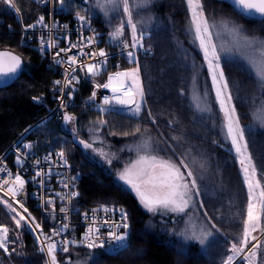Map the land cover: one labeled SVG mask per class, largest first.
<instances>
[{
  "label": "trees",
  "instance_id": "obj_1",
  "mask_svg": "<svg viewBox=\"0 0 264 264\" xmlns=\"http://www.w3.org/2000/svg\"><path fill=\"white\" fill-rule=\"evenodd\" d=\"M93 2V1H92ZM206 16L214 20L229 19L242 26L252 36L264 38V19H250L238 14L228 3L222 0H202ZM22 13L27 19L37 13V10L26 0H17ZM186 0H153L148 2L143 12L152 13L161 20L159 30L143 32L148 46L153 54L140 58V73L145 94V107L141 117H133L110 109L107 114L98 109H91L85 99L91 97L95 87L90 83H80L77 91V105L71 111L81 122L90 123L100 119L107 121L103 131L116 132V137H129L138 144L143 141L149 144L152 154L164 155L160 152L159 143L168 141L180 152H189V161L201 184V200L210 215H214L217 226L224 229L226 223L238 222L242 231V222L246 216L247 190L243 183L235 152L226 143H221L222 134L227 135L223 117L218 118L221 125L219 132L211 127V122L201 119L200 113L191 105L189 93L194 76H201L198 55L184 47L186 42V26L191 27ZM79 7L70 8L71 11ZM137 10H134L136 12ZM10 19V16L6 14ZM92 21L107 36L109 29L99 17ZM218 18V19H216ZM150 35V36H148ZM0 49L10 50L20 55L24 60L25 71L11 86L0 89V156L12 143L30 126L37 123L48 114V107L41 105V99L52 104L51 94L58 73L48 67V61L42 53L26 45L19 33H10L0 26ZM252 55H256L253 53ZM250 55V56H252ZM258 58V56H257ZM193 62L196 63L194 67ZM230 65V88L233 90V102L240 119L252 122V131L246 132L248 148L264 180V121L257 117L259 109L264 106V89L256 86L254 72L248 67L246 59L226 61ZM135 66L136 62L128 66ZM127 68L123 67L122 69ZM105 82V81H103ZM231 82H235L232 84ZM235 85H239L238 89ZM33 97H40L39 101ZM239 97V98H236ZM240 108V109H239ZM151 111L156 123L148 117ZM259 114V113H258ZM171 121V123H169ZM139 126L141 132L136 135L122 136L119 133L129 132ZM147 129V131H145ZM38 146L61 148L69 155L75 171L81 173L80 189L82 199L88 208H98L105 204H116L126 209L131 221V248L123 255L111 254L97 257L101 250L72 248L64 254L63 264L71 259L72 264H215L207 255L200 252V244L196 240L180 242L171 227L180 217L158 218L151 216L139 204L138 199L129 192L114 176L108 174L105 168L97 162L87 159L76 138L70 134L62 123L51 120L40 127L34 135ZM172 137H176L175 140ZM228 138V137H227ZM182 141H180V140ZM228 140H230L228 138ZM184 142L188 150L184 151ZM141 145V144H140ZM223 150V151H222ZM219 151H222L220 155ZM150 153V152H149ZM171 155V152L168 154ZM202 165V167H201ZM264 182V181H263ZM215 204L214 207H211ZM218 208H221L218 210ZM188 210L194 214L196 227L193 231L199 233L207 225V219L199 212ZM181 217H183L181 215ZM150 220L159 221L155 230H149ZM226 221V223L224 222ZM168 227H161V225ZM0 225L7 226L12 236L19 232L20 239L16 241L19 248L10 257L0 250V264H44V257L39 254L30 234L23 228L16 229L11 213L0 199ZM221 232V231H220ZM214 232L220 238L223 234ZM209 238V239H212ZM12 246H10L11 248ZM230 247V246H229ZM115 257V258H113Z\"/></svg>",
  "mask_w": 264,
  "mask_h": 264
},
{
  "label": "snow or ice",
  "instance_id": "obj_2",
  "mask_svg": "<svg viewBox=\"0 0 264 264\" xmlns=\"http://www.w3.org/2000/svg\"><path fill=\"white\" fill-rule=\"evenodd\" d=\"M2 2L15 11H19L15 0H2ZM58 2L61 8H71L72 5L69 0H55ZM88 3L89 0H84ZM149 0H142V3H138L137 0H95L97 7L103 11L104 16L107 17L109 12L119 11L122 9L123 17L126 19L121 20L115 30L109 33L111 41H118L122 45L124 50L142 48L143 33L138 34L137 22L134 20V9L142 6H146ZM188 10L190 13L191 31L194 35L195 41L198 42L199 49L203 52L204 59L208 65V72L212 80V88L215 91V100L219 104L220 112L223 114L224 127L227 129V137L231 140L233 148L237 156L239 157V164L243 174V180L247 187V205L246 216L242 222V231L239 236L230 242L228 252L223 260V264H237V261H242L243 264H264V184L261 183V179H257V168L253 163L251 155L248 153V145L245 141V129L241 127L240 116L237 112L236 105L233 103V90L230 88V78L226 74V69L221 65V57L217 51V46L213 42L212 28L216 27L215 23L210 24L209 19L205 14V7L202 0H186ZM234 10H238V14H256L264 18V0H232ZM76 19L80 22L81 26L88 23L90 17L81 16L79 12L76 14ZM45 17L41 15L36 24L27 25L23 28L24 32L29 29H35L37 25H41L45 28L48 27L44 23ZM221 24L225 28H229L231 33L239 36L246 48L252 50L256 55L245 56L251 70L254 72L256 86L260 89H264V38L255 36H248L243 34V28L241 25L225 19L221 21ZM130 29L131 43L128 40L123 39L125 35V27ZM67 28V25L64 26ZM93 34L87 38L81 39V44L84 47H91L96 42L98 33L92 30ZM49 49L56 48L57 43L54 40L49 39L47 42ZM80 48L79 56H87L90 61L96 60L97 57L103 58L102 60L92 63L79 60L76 55L68 56L67 53L71 52L73 48ZM45 48V42L43 37L40 41V49L43 51ZM61 53L64 54L66 59L61 58ZM258 56V58H257ZM127 57L130 62L135 61L133 51H127ZM108 53L103 50H92L85 52L83 47L79 44L70 43L68 48H60L53 56V60L57 64H66L68 68L65 69V76L63 84L61 81H54L56 89L60 92V106L61 108H67L65 103L64 90L71 89L68 92V99H71L73 83H79L77 76L72 75L76 72V67H79L81 72H85L86 76L95 78L100 75L104 65L107 63ZM22 58L14 53L2 51L0 52V77L14 76L18 72L25 71L22 66ZM70 69V71H69ZM195 79V78H194ZM128 81H131L129 84ZM235 84V82H231ZM238 89L239 85H235ZM97 88L103 87L110 89L112 92L111 97H104L103 104L105 106L120 105L129 107L135 105L133 114L139 116L142 110V102L144 100V89L140 80V68L139 64L131 71L116 72L109 75L107 83L103 85L97 84ZM139 97L140 102L137 101ZM96 93L93 92L90 99L95 100ZM239 98V97H236ZM34 100L39 101L40 97H33ZM197 107H199L197 105ZM105 108H100V112H104ZM204 109L203 111H208ZM148 117L152 119V123L155 124L156 120L152 116L151 111L148 112ZM76 116L68 112L63 114V121L65 125L72 124L76 121ZM107 121L100 119L96 121L97 131L99 127L106 124ZM171 123V121L169 122ZM264 126V125H262ZM147 131V129H145ZM141 132V128L137 126L131 133L123 132L119 133L122 136L136 135ZM110 135H118L116 132H111ZM173 140L176 137H172ZM96 140L91 142L83 139L79 140V143L84 149H91L94 153L108 159L109 153L104 152L103 149H97L93 147ZM103 143V141H100ZM166 147L161 148L159 151L165 153L164 155L152 154L146 152L145 154L138 155L130 165L126 166L120 173H118L119 181H122L124 185L129 186L136 194L141 205L147 212L153 215L173 213L176 215L186 214L193 206L198 205L202 211L203 216L207 219V225L210 227H203L199 233L192 231L189 234V230H185L181 233L187 240H196L201 246H204L209 238L214 236V232L219 233L220 228L217 223L214 222L216 217L210 215L203 200L198 198L201 196V184L198 183V178L194 174L192 163L189 161L188 153L180 152L177 148L165 142ZM26 148H32L31 144L25 145ZM171 155H168V152ZM62 164L67 165V157L63 149L56 154ZM175 157V158H174ZM51 156H46L45 160H50ZM17 163L23 166V160L19 155ZM111 163V160H108ZM39 164V161H37ZM202 167V165H201ZM5 169L0 168V172ZM40 171L36 172V176H41ZM75 177L72 178L75 181ZM42 183V181H41ZM4 195L7 196L11 193L12 197H16L25 189L26 181L20 174H16L13 178L11 172L8 174V179L3 180L0 184V189H3L4 185H9ZM63 187L68 188L69 184L65 182ZM61 200L66 203L62 204L59 208L60 213L63 214V220H69L70 211H75V208L70 207L72 200L79 197L78 191H70L67 193H57ZM9 210L15 215L12 219L15 222L16 229L27 228L30 232L36 234L35 239L38 244V251L46 257L44 264H61L57 258V253H69V245L74 248L84 247L91 252L93 249H104L103 254L97 253V257L101 255H111L116 253L123 255L124 251L131 248V233L129 231V216L126 211L113 206L111 209L107 205H101L100 208L92 209V217L89 219L87 212L83 213L85 220H89V226L86 229L82 239L80 241L63 239L58 241L55 239L62 233L69 230L70 223H63L62 227H53L50 234H45L41 224L38 223L31 213L24 206V204L16 200L14 203L19 204V207L23 209L24 213H27V217L22 215L12 203L4 201ZM45 203L52 208V212L55 213L56 206L51 198ZM103 211L108 214L109 211H119L120 221L117 222L110 218L102 221L97 220L96 213ZM18 217V219H17ZM108 225V232L106 239L100 235L99 224ZM123 229V231H120ZM13 231L7 226L0 225V250L7 256H11L16 252V241L20 239V233L15 232L16 239H10L9 233ZM256 233H259L257 235ZM107 243L108 247L105 248ZM10 246L11 251H10ZM115 258V257H113ZM65 264H72L71 259L67 260ZM78 264V262H77ZM98 264H103V261H98Z\"/></svg>",
  "mask_w": 264,
  "mask_h": 264
},
{
  "label": "built area",
  "instance_id": "obj_3",
  "mask_svg": "<svg viewBox=\"0 0 264 264\" xmlns=\"http://www.w3.org/2000/svg\"><path fill=\"white\" fill-rule=\"evenodd\" d=\"M33 4L37 13L29 16L25 19L21 8L17 4V8L19 11H15L11 8H8L2 0H0V26L5 27L10 33H19L21 39L24 43L34 50L41 52L44 59L48 61V67L54 72L58 73L59 77L57 80L61 81L63 84L65 69L68 68L66 64H57L53 60L54 53L59 51L60 48H68L70 43L79 44L83 47L85 52H89L92 50L103 49L108 53L107 63L104 65V70L106 67L110 68H120L125 66L127 63H130L127 57V51H133L136 57H147L153 54V50L148 46L146 40L143 38L141 41L143 44L142 48L137 49H128L124 50L122 45L118 41H111L104 36V32L100 29L95 23L89 19L88 23L84 26H81L80 22L76 19L77 12L71 11L69 8H61L58 2L55 0H26ZM6 14L10 16V19L6 17ZM80 14V13H79ZM43 15L45 17L44 23L48 25L47 28L37 25L35 29H29L27 32L23 31V28L27 25L36 24L38 18ZM81 16L88 17L87 15L80 14ZM67 25V28L64 26ZM95 30L98 33L96 37V42L91 47H84L81 44V39L87 38L93 34ZM43 37L45 42V48L43 51L40 49V41ZM54 40L57 43L56 48L49 49L47 47L48 40ZM131 43V38H123ZM80 48H73L71 52H68V56L76 55L79 60H83L84 62H92L96 63L103 58L97 57L96 60L90 61L87 56H79ZM61 58L66 59L63 53H61ZM139 59V58H137ZM76 67V72L72 73L79 79V83H73L71 99H68V92L71 89L64 90V99L65 103L68 105L67 108H61L60 106V92L56 89V86L52 87L51 101L52 104L49 105L45 99L40 100L41 105H45L48 107V114L43 117L42 120H45L46 117H51L53 120L63 124V114L68 112L71 114V111L77 105V91L80 83H90L95 86L96 98L95 100H91L90 97L87 98V103L91 105L93 108H111L114 106H105L103 104L104 97H111L112 92L110 89H105L103 87L97 88L96 85H103L104 83L99 82L97 79L86 76L85 72H81L79 67ZM70 71V69H69ZM104 73V72H103ZM103 73H100L102 75ZM56 80V81H57ZM107 83V82H105ZM38 123L30 126L26 129L19 137L12 143V145L7 149V151L0 156V168L5 169V171L0 172V184L3 183V180L8 179L9 172L12 173L13 178L16 174H20L21 177L26 181L25 189L16 197H12L11 193L7 196L4 195V192L7 190L9 185H4L3 189H0V199L3 201H8L12 203L14 207L17 208L18 211L21 212L22 215L27 217V213L23 212V209L19 207V204L14 203V201H21L24 206L31 213V216L35 218V220L41 224V227L45 234H50L53 227L60 228L63 223H70L69 230L62 233L59 237H56L58 241L63 239L68 240H76L80 241L89 226V220H85L83 213L87 212L89 214V219H91L93 213L92 209L88 208L85 205L82 199V193L80 189V178L81 173L79 171H75L73 167V163L69 157V155L64 150L67 157V165L68 167L60 161L59 157L56 155L61 151L62 148L55 147H40L36 139L32 137L35 133L34 127ZM31 144L32 148H26L25 145ZM18 155L21 160H23V166L17 163ZM51 156L50 160H45L46 156ZM39 161V164H37ZM40 171L42 173L41 176H36V172ZM75 177V181L72 178ZM42 181V183H41ZM67 182L69 184L68 188L63 187V184ZM78 191L80 193L79 197L72 200V204L70 207L75 208V211H70L69 220H63V214L60 213L59 208L62 204L66 203L61 200L60 196L57 193L63 194L70 191ZM51 198L56 206L55 213L52 212L51 206L47 205L45 201ZM100 208V207H98ZM111 209L112 207L109 206ZM121 209V208H119ZM123 211H128L122 208ZM97 220L104 219H112L117 222L120 221L119 211L112 212L109 211L108 214H105L103 211H98L96 214ZM129 216V213H128ZM129 231L131 230V221L129 216ZM100 227V235L106 239L108 232V225L99 224ZM120 231H123L121 229ZM27 232L32 237L35 246L38 249V244L35 239L34 233L30 232L27 229ZM107 243L105 244V248H107ZM70 250L73 248L72 245H69ZM84 248V247H81ZM86 249V248H84ZM93 250H101L105 252L104 249H93ZM39 252V251H38ZM63 254L61 252H58ZM57 253V254H58ZM45 259L44 254L40 253ZM116 254V253H113Z\"/></svg>",
  "mask_w": 264,
  "mask_h": 264
},
{
  "label": "rangeland",
  "instance_id": "obj_4",
  "mask_svg": "<svg viewBox=\"0 0 264 264\" xmlns=\"http://www.w3.org/2000/svg\"><path fill=\"white\" fill-rule=\"evenodd\" d=\"M150 1H153V0H149V2ZM102 2H103V0H102ZM137 2L142 3V0H137ZM69 3L72 5L71 8L79 7L82 11V12H80L77 9H75L74 12H79L80 14L87 15V16L91 15L92 17H95V18L99 17L101 19V21L105 24V26L109 29V31H108L109 33L115 30V27L118 26V24L121 22V20L126 19L125 17H123L122 9L119 11H114V12L110 11L109 15L107 17H105L103 11H101L100 8L96 6L95 0H89L88 3H85L84 0H69ZM146 6H142V7H138V8L134 9V10H137L136 12H134V20H135V22H137L138 34L140 33V31H143V32L144 31L145 32L146 31L147 32L154 31V33L156 34L155 30H159L158 27H160V26H158V25H161L162 19L158 18L156 15H154L152 13L143 12L142 9L146 8ZM188 12H189V10H188ZM189 18H190V13H189ZM216 19H218V18H216ZM222 20H225V19L222 18V19L214 20V21L209 19V23L210 24H212V23L216 24V27L212 28L213 42L216 44L217 51L221 57V65L223 67H225L226 74L229 75V78H230L232 76L230 73V70H229L230 65L226 64V61L228 59H230V60H233V59L244 60L245 56H250L253 54V52H252V50L246 48L242 39L239 36L232 34L229 28H225L221 24ZM186 29H187V31H186V42H184V47H187V49L195 52L198 55V59L200 58L198 61L201 64V67L199 69L201 76L200 77L194 76L192 79L191 85H190V93H189L190 102H191L192 107L200 113L201 119L202 120L205 119L207 121H210L212 124L211 127L215 130L216 133L218 131L220 134V137H221V133L219 131V127L221 125L218 122V118L221 116L223 117V114L220 112L219 104L215 100V91L212 88V80H211V76L209 75V72H208V65L204 59L203 52L198 47V42L195 41V39H194V35H193L192 31L190 30L191 27L186 26ZM109 33L107 34V39H110ZM243 34H246L250 37L252 36V32L247 33L245 29H243ZM148 36H150V35H148ZM127 37L131 38V34H130V29H128L126 26L125 27V35L123 38H127ZM137 58H139V59H137ZM135 60H136L135 61L136 64L137 63L140 64V57L135 56ZM130 63H133V62H130ZM193 65L195 67L196 63L193 62ZM135 67H136V65L135 66L131 65L127 68L117 69V70H110L111 69L110 67H106L105 70L103 68V70L101 71V73H103L105 71L104 75L96 76L95 78L97 80H99L100 82H103V81L107 82L109 75L115 74L116 72L131 71ZM248 67L250 68V66H248ZM139 68H140V66H139ZM140 80H141V83L143 86V82L141 79V73H140ZM128 83L130 84L131 81H128ZM144 96H145V94H144ZM137 101L140 102L139 97H137ZM197 105L199 107H197ZM240 105H242V104L240 102H237L236 106L239 107ZM89 107L91 109L100 110L99 108H93L91 105ZM144 107H145V97H144V100L142 102V110H141L139 116H136L133 114L132 110H134L135 105L130 106V108L125 107V106H120V105H114V107H112L110 109H117L121 113H124V114L138 118V117H141V115L143 114ZM110 109H106L102 113L107 114ZM204 109H209V110L203 111ZM258 113H257V117H259V118L261 117L262 121H264V106H262L259 109ZM42 119L43 118H41L37 122L38 124L34 127L35 133H36V131L39 130L40 127L41 128L44 127L45 125H47L48 122L53 120V118H51V117H46L45 120H42ZM90 121H91L90 123H86V122H82V121L80 122L78 119H76V121L74 123L69 124V127L67 129L70 132V134L76 138L77 144L82 147L84 154L87 157V159L90 161H93V162H97L99 165L103 166L105 168V171L108 174H111L112 176H114V178L116 180L119 181L118 173H120L126 166L130 165L135 160H137L138 155L145 154L146 152L151 153V150H148L150 147L149 144H146L143 141H141V143L138 144L137 142H132V140L129 137H116L114 135H110V133L106 132L105 130L103 131V128H102L103 126L99 127V130L97 131L96 122H92V120H90ZM240 124H241V127H243L246 132L252 131V126H253L252 122H244L240 119ZM221 138H223V139H221L219 141L221 143H226L230 147V149H232L235 152V149L233 148L231 140H228L227 135L225 133L222 134ZM81 139L88 141V142L96 140L97 142L93 145V147H95L97 149H103L104 152L109 153L108 159H105L102 156L98 155L97 153H94L91 149H87V150L84 149L83 146L79 143V140H81ZM100 141H103V143H101ZM180 141H182V140H180ZM245 141L247 142L246 135H245ZM165 142H167V144H170L168 141L162 140L161 143H159L160 148L166 147ZM181 143H182L181 144L182 147L184 148V151L188 150L185 143L184 142H181ZM247 145H248V143H247ZM250 145H251V147H250L251 150H249V148L247 150H248V153L252 157L253 163L255 164L253 156H252V143H250ZM61 148L63 149V147H61ZM222 151H219L220 155L222 154ZM169 153H170V151L168 152V154ZM235 157H236V161H237L238 166H239L241 177L243 179L241 166L239 164V157L237 156L236 152H235ZM109 159L111 160V163H108ZM257 179H261V183L264 184V182H263L264 180L262 177H260L258 169H257ZM119 182H121L123 184V186L138 199L135 192L129 186L124 185V183L122 181H119ZM243 183H244V180H243ZM244 185H245V183H244ZM245 188L247 190L246 185H245ZM198 199L201 200V196ZM138 201H139V199H138ZM139 204L144 209V207L141 205L140 202H139ZM105 205L110 206V207L116 206V207L122 209V207H120L119 205H116V204L109 203V204H105ZM214 206H215V204H213L211 207H214ZM219 209H221V208H218V210ZM144 210L146 211V209H144ZM189 210L199 212L200 208L198 205H195ZM8 211L11 213L12 217L15 215V213L11 212L9 210V208H8ZM147 213H149V212H147ZM149 214H151V216L158 217V218L159 217L160 218L173 217V218L177 219L178 217H180V218H178L179 220L175 221L176 223H174L171 227H173L174 236L180 242H182L184 244H186V242L188 240L185 239L183 236H181V233H183L187 229V230H189V234H191L193 229L196 227L194 214H189V213L182 214L183 217H181V215H176L173 213H165V214H157V215H153L152 213H149ZM17 219H18V217H17ZM224 222L226 223V221H224ZM237 223L238 222H232L231 224L226 223L225 226L223 227L224 229L220 230L221 231L220 233L223 234V237L220 238L221 236L220 237L215 236L214 238L209 239L204 246L200 245V252L207 255L211 260H213L215 262V264H223V260L226 257V255L230 254L228 252L230 242L233 239H235L236 237H238L240 232H241V228L239 227V224L237 225ZM159 224H160L159 221L150 220L148 228L151 231L155 230L156 228H158ZM161 227L165 228V227H168V225L162 224ZM21 229H23V228H21ZM21 229H18V230H21ZM24 229L27 231L26 227ZM256 234L259 235V233H256ZM11 236H12V234L10 232L9 233L10 239H11ZM16 247H17V249L19 248V246H16ZM10 251H11V248H10ZM16 252H18V251L16 250ZM64 254L65 253H63V254L58 253L57 254V258L61 262V264H63V261H61V259H62V257L65 256ZM44 261H45V259H44ZM237 264H243V262L237 261Z\"/></svg>",
  "mask_w": 264,
  "mask_h": 264
},
{
  "label": "water",
  "instance_id": "obj_5",
  "mask_svg": "<svg viewBox=\"0 0 264 264\" xmlns=\"http://www.w3.org/2000/svg\"><path fill=\"white\" fill-rule=\"evenodd\" d=\"M222 1L228 3L231 7H233L232 0H222ZM235 11L238 12V10H235ZM242 15L247 17V18H250V19H257V20L263 19L262 17H260L259 15H256V14H242ZM2 51H7V52H11V53L18 55L17 53L10 51V50L0 49V52H2ZM18 56H20V55H18ZM22 61H23L22 66L24 67L23 58H22ZM21 75H22V72H18L14 76L0 77V89H4L8 86H11L16 80H18L21 77ZM64 127L67 129L69 127V124L68 125L64 124Z\"/></svg>",
  "mask_w": 264,
  "mask_h": 264
}]
</instances>
